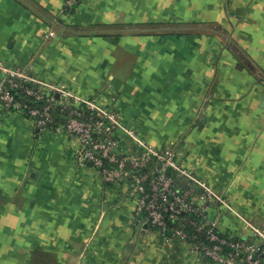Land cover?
Returning <instances> with one entry per match:
<instances>
[{"label":"crops","instance_id":"obj_1","mask_svg":"<svg viewBox=\"0 0 264 264\" xmlns=\"http://www.w3.org/2000/svg\"><path fill=\"white\" fill-rule=\"evenodd\" d=\"M62 5L0 0V61L171 145L229 201L207 214L222 233L264 230V0H83L64 16ZM115 136L117 153L137 151ZM80 149L0 101V264H215L138 222L130 185L107 183Z\"/></svg>","mask_w":264,"mask_h":264},{"label":"built area","instance_id":"obj_2","mask_svg":"<svg viewBox=\"0 0 264 264\" xmlns=\"http://www.w3.org/2000/svg\"><path fill=\"white\" fill-rule=\"evenodd\" d=\"M82 1L63 0L62 15H70ZM0 101L7 109L28 115L40 130L61 129L78 137L80 161L89 162L107 183L130 185L138 222L144 216L151 228L170 239L189 241L197 253L215 264H264V230L249 224L247 237L219 231L214 222L207 221V214L212 205L230 208L229 201L184 167L171 145H154L124 126L114 106L100 107L95 98L75 94L3 61ZM119 129L136 143V152H116Z\"/></svg>","mask_w":264,"mask_h":264},{"label":"rangeland","instance_id":"obj_3","mask_svg":"<svg viewBox=\"0 0 264 264\" xmlns=\"http://www.w3.org/2000/svg\"><path fill=\"white\" fill-rule=\"evenodd\" d=\"M64 16V15H63ZM51 22H53V21H51ZM55 25H51V27L49 28V30H48V35L49 36H54V35H56V29H55V27H54Z\"/></svg>","mask_w":264,"mask_h":264},{"label":"trees","instance_id":"obj_4","mask_svg":"<svg viewBox=\"0 0 264 264\" xmlns=\"http://www.w3.org/2000/svg\"><path fill=\"white\" fill-rule=\"evenodd\" d=\"M170 223H172V221H170ZM203 231H204V230H203ZM203 231L201 232V235H202V236L204 235V232H203ZM205 231H206V230H205Z\"/></svg>","mask_w":264,"mask_h":264},{"label":"water","instance_id":"obj_5","mask_svg":"<svg viewBox=\"0 0 264 264\" xmlns=\"http://www.w3.org/2000/svg\"><path fill=\"white\" fill-rule=\"evenodd\" d=\"M208 259V258H207Z\"/></svg>","mask_w":264,"mask_h":264}]
</instances>
